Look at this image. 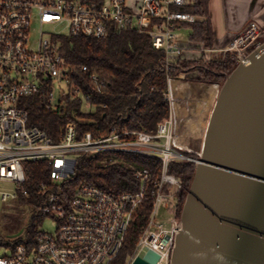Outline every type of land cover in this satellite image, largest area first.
I'll return each instance as SVG.
<instances>
[{
    "label": "built area",
    "instance_id": "1",
    "mask_svg": "<svg viewBox=\"0 0 264 264\" xmlns=\"http://www.w3.org/2000/svg\"><path fill=\"white\" fill-rule=\"evenodd\" d=\"M126 1L0 0V204L24 201L30 208L38 207V217L56 222L52 231L35 230L33 238L26 235L24 240L9 243L0 239V264H111L122 250L135 211L149 192L153 210L126 264H131L146 247L159 255L158 264H170L179 226L174 198L181 186L168 167L183 150L172 136L183 120L181 110L174 109L178 98L173 86L181 80L170 78L168 73L185 51L179 42L178 25L196 21L194 15L173 7L182 8L194 0H141L135 9ZM147 18L162 20L148 35L154 49L165 52L163 65L168 80L170 114L158 124L156 134L113 130L105 137L95 138L91 133L79 137L75 126L69 124L55 142L42 129L28 126L29 115L20 105L21 98L44 92L47 109L51 110L56 100L51 87L58 84L61 88L56 92L69 90L70 68L59 53L61 37L103 39L112 26L117 30L140 28ZM36 24L38 39L32 41ZM258 36V28L250 24L243 35L215 51L222 52V61L232 60L231 71L259 46ZM82 70L87 71V67L82 66ZM91 80L99 81L97 75ZM100 84L105 87L103 82ZM215 86L218 91L220 86ZM71 92L88 104L89 98L79 88L72 87ZM99 153L156 157L161 160L160 176L153 180L147 169L137 170L138 190L118 196L92 185L69 183L75 176L77 157ZM39 160L48 163L49 179L33 189L32 201L24 163ZM164 200L170 203L168 226L156 220Z\"/></svg>",
    "mask_w": 264,
    "mask_h": 264
},
{
    "label": "trees",
    "instance_id": "2",
    "mask_svg": "<svg viewBox=\"0 0 264 264\" xmlns=\"http://www.w3.org/2000/svg\"><path fill=\"white\" fill-rule=\"evenodd\" d=\"M208 6V0H194L185 7H173V10L194 15V23H181L178 26H188V41L201 47L203 52L198 59L174 60L168 73L170 78L178 79L181 75L196 71L201 77L197 78L199 82L221 84L225 81V75L230 73L232 63L212 61L205 57V51L213 50L214 45ZM161 21L160 18H147L140 28L125 27L122 30L112 26L103 39L61 37L59 53L70 68L69 90L56 93L54 108L51 110L47 109L44 92L21 98L20 105L29 115L28 126L42 129L55 142L69 124L75 126L79 137L85 133H91L95 138L105 137L113 130L156 134L158 124L170 114L166 95L168 80L163 65L165 52L155 50L152 38L148 35V31ZM199 47L192 48L201 52ZM82 66H86L87 71H83ZM93 75H97L98 83L92 82ZM102 82L105 84L103 88L99 87ZM72 87L79 88L80 93L89 98L88 111L82 109L84 102L71 92ZM179 152L188 159L200 158L190 152ZM77 159L75 176L69 183L73 186L92 185L112 196L138 190L139 182L135 176L137 170L147 169L153 180H157L161 173V160L156 157L99 153L79 155ZM24 167L30 178L27 185L30 190L29 199L33 201V189L49 179V166L46 161L39 160L25 162ZM195 167L196 163L192 160H174L168 167L169 173L176 176L182 186L175 198L178 202L176 217L179 220ZM150 187L153 188L152 185ZM153 206L149 192L135 211L122 250L111 264L127 263L148 224ZM31 208L37 210L38 207ZM25 233L34 237L33 222L27 225Z\"/></svg>",
    "mask_w": 264,
    "mask_h": 264
},
{
    "label": "water",
    "instance_id": "3",
    "mask_svg": "<svg viewBox=\"0 0 264 264\" xmlns=\"http://www.w3.org/2000/svg\"><path fill=\"white\" fill-rule=\"evenodd\" d=\"M217 94L170 264H264V41ZM159 259L146 247L131 264Z\"/></svg>",
    "mask_w": 264,
    "mask_h": 264
},
{
    "label": "rangeland",
    "instance_id": "4",
    "mask_svg": "<svg viewBox=\"0 0 264 264\" xmlns=\"http://www.w3.org/2000/svg\"><path fill=\"white\" fill-rule=\"evenodd\" d=\"M140 1L141 0H133V5H131L128 0L126 1V3L127 5L133 7L138 5ZM48 28L45 29L48 30ZM189 31L190 29L188 28V26L180 27L177 30V34H179V42L185 49L184 54L182 56L183 59H186L191 55H194V57H196L199 53V51H197L198 49H194L190 47L191 43L188 41ZM38 33H39V26L36 24L35 26H33V30L31 33L32 41L34 40L37 41ZM260 33L261 31H259V35ZM257 40L259 39L257 38ZM263 41L264 39H262V42ZM213 50L214 51H205L206 53L205 57L208 60H212V61L219 60L221 62H230V63L232 62V60L222 61L223 59L222 52L220 51L216 52L214 48ZM202 52L203 50L200 52L199 58H201ZM228 57L230 56L227 57L225 56L224 59H227ZM237 65L238 64H236L233 67V69ZM232 71L233 70H231L230 72ZM197 78L199 79L201 78L198 75V72L196 71L188 72L187 74L181 75L180 78H178L181 80V82H176L173 86L177 98H180L181 100L180 102L181 105L178 111L181 110V119L183 120V122L180 123V127L178 128L177 132L172 136L173 139H175L176 143L180 147L182 146L181 147L183 149L182 151H185L187 153L190 152L195 155L200 154L204 141L203 140L204 132L207 127V121L209 119L210 113L218 96L217 94L218 91L216 90L212 96L208 97L207 95L208 89L212 85L221 86L223 84V83L213 84V83L199 82V79ZM51 88L54 93H57L56 91H59L61 86L55 84ZM201 89H203L201 93L204 95L196 93V90H201ZM82 109L84 111H88L89 107L86 103H84ZM182 156L183 155L180 153V155H178L179 159L177 160H193V158L188 159L186 156H183L184 158H182ZM175 198H174V202L178 204ZM169 206L170 203L164 200L160 204L157 212L156 220L158 223H162L164 226H168L169 220L171 218L169 214ZM175 217H176V212H175ZM31 222H33L34 224V230L52 231L56 226L55 221H53L50 218H44L41 216L38 217L36 210H33L29 206H26L20 200H11L8 201V203L6 204H0V238L2 241L9 243L11 241L14 242V241L24 240L26 238L25 230L27 228V225L30 224ZM20 231H24V232L16 237V234H18Z\"/></svg>",
    "mask_w": 264,
    "mask_h": 264
},
{
    "label": "crops",
    "instance_id": "5",
    "mask_svg": "<svg viewBox=\"0 0 264 264\" xmlns=\"http://www.w3.org/2000/svg\"><path fill=\"white\" fill-rule=\"evenodd\" d=\"M128 1L133 5V0ZM208 2L215 50L227 47L235 38L243 35L250 24H255L260 31L264 30V0H208ZM131 8L135 9L136 6ZM190 47L199 46L191 43ZM199 55L200 51L196 57L191 55L187 58L198 59ZM214 86L209 87L208 97L216 91Z\"/></svg>",
    "mask_w": 264,
    "mask_h": 264
},
{
    "label": "bare ground",
    "instance_id": "6",
    "mask_svg": "<svg viewBox=\"0 0 264 264\" xmlns=\"http://www.w3.org/2000/svg\"><path fill=\"white\" fill-rule=\"evenodd\" d=\"M200 87V86H199ZM214 87H217V86H214ZM198 88V87H197ZM202 90L203 89H201V90H196V93H199V94H201V95H204V94H202L201 92H202ZM209 90V89H208ZM190 93V92H189ZM193 93V92H192ZM208 96H209V94H207ZM181 100H180V98H178V99H176L175 101H174V109L175 110H179V108H180V105H181ZM175 141V140H174ZM182 147V146H181Z\"/></svg>",
    "mask_w": 264,
    "mask_h": 264
},
{
    "label": "flooded vegetation",
    "instance_id": "7",
    "mask_svg": "<svg viewBox=\"0 0 264 264\" xmlns=\"http://www.w3.org/2000/svg\"><path fill=\"white\" fill-rule=\"evenodd\" d=\"M259 30V29H258ZM260 31V30H259ZM258 39L256 42L259 43V45L262 43V39H264V30L261 31L260 35L258 36ZM21 232V231H20Z\"/></svg>",
    "mask_w": 264,
    "mask_h": 264
}]
</instances>
